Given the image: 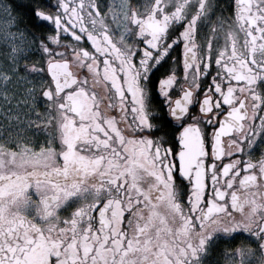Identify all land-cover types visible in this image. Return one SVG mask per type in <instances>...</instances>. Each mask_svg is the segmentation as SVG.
<instances>
[{"label": "snow or ice", "instance_id": "obj_1", "mask_svg": "<svg viewBox=\"0 0 264 264\" xmlns=\"http://www.w3.org/2000/svg\"><path fill=\"white\" fill-rule=\"evenodd\" d=\"M0 264H264V0H0Z\"/></svg>", "mask_w": 264, "mask_h": 264}]
</instances>
